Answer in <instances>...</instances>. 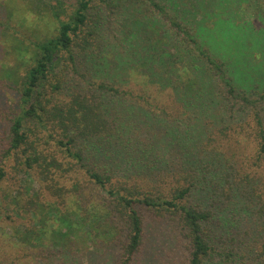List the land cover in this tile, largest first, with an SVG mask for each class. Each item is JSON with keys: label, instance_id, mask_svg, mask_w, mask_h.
<instances>
[{"label": "trees", "instance_id": "1", "mask_svg": "<svg viewBox=\"0 0 264 264\" xmlns=\"http://www.w3.org/2000/svg\"><path fill=\"white\" fill-rule=\"evenodd\" d=\"M75 1V9L68 20H58L57 34L37 43L32 51L33 65L26 70L21 83L22 115L17 116L11 127V150L24 147L22 157L25 160L24 166L28 169H32L35 163L42 166V162H46L47 159L42 152L39 157L34 152L40 146L39 135L46 131L50 134L48 140L46 139L47 142L54 140L58 149L63 148L68 157L87 170L91 180L101 187L112 201L110 203L92 201L87 206L79 205L76 211L71 213H64L61 207L63 204L61 206L51 204L53 211L50 218L53 228L70 239L82 235L87 239L96 237L98 240L100 238L109 240L119 237V234L123 233L120 226L124 225L128 235L124 253L119 257L123 264L134 262L146 264L144 253L141 252L145 246V228L149 220L148 214L145 215L142 209L170 220L180 217L179 227L189 250L188 264L225 262L221 258L222 262L216 259L217 255L211 245L213 234L221 237H224V233L229 234L240 247L253 244L254 234H259L258 227H254L262 226L264 230V223H261L260 219H256L255 223L250 212H247L250 206L246 198H237L233 205L229 206L231 211L223 207L227 206L226 204H219L215 200L216 195L212 196L213 191L210 188H213L212 185H217L219 174H212L211 180L199 183L197 190L201 186L209 185L207 190H202L199 194L200 199L206 201V204L202 203L205 208H197L186 203L189 196L197 193L194 188L196 179L188 175L189 173L186 176L169 173L165 175L168 176L166 182L163 177L160 184L159 178L154 180L150 178L151 173L157 169L168 170L176 161L189 166L199 163L198 150L194 148L197 140L193 135L195 128L192 116L191 120L181 124L167 122L170 117L162 111L163 107L158 110L160 114L149 111L152 109L151 106L155 105L145 97L147 95L137 96L129 86L122 84L123 77H126L132 69L136 63L134 58L137 56L141 60L137 59L140 69L145 71L149 79V68L156 67L159 63L164 64L161 50L157 47L163 45L162 39L150 47L146 39L142 40L141 33L134 34L133 40L138 43V55L132 52L136 43L133 41L130 44V39L127 41V35L131 33V25H134L136 20H141L134 10L139 4L142 6L143 3L148 4L146 12L166 14L164 5L157 0H99L107 8L117 9V30L109 42L106 40L108 37L101 31L102 23L90 17L95 0ZM199 1L204 9L207 5L211 7L214 3L220 2V0ZM259 14L264 18L263 8L257 9L256 15ZM178 21L175 17L171 18V24L180 33L183 45L193 46V49L197 50L196 56L194 51H188L193 55L185 52L193 58L191 65L200 70L201 67H196V62L200 64V61L204 60L203 63L208 71L215 72L212 83L214 81L216 83H213L209 91L212 94L211 99L224 94L227 99H234L253 109L251 116L252 119L254 118L255 127H251V131L259 141V157L257 156L255 161L257 164L254 163L253 166L260 167L264 160V120L259 108L260 103L262 102V105L264 103V93L256 100L255 95L250 93V89L248 90L254 80L250 73L254 72L257 66L246 61L248 48L243 40L245 37L238 38L231 24L228 23L223 32H227L225 37L232 35L234 48L227 47L229 44L223 47L219 41L221 36L215 37L213 41L211 32L204 31L205 34L201 33L202 36L195 37L191 29ZM261 34L262 32L248 33L247 38L253 40V46L260 44L261 47L264 34L262 40L256 41ZM207 40L209 43L212 40L214 46L226 48L224 53L227 54L224 56L226 60L217 58L211 52L212 47L207 46L208 50L202 48V44H206ZM115 41L118 43H114ZM141 41L143 42L140 46ZM180 70H183L184 75L182 101L186 106L195 105L198 110L207 112L202 109L206 106L204 93L196 90L198 78L187 67ZM163 76L165 75L161 77ZM218 78L226 88L220 85ZM152 79L154 80L153 76ZM129 82L130 80L127 84ZM218 83L221 88L220 93ZM174 100L178 105L177 98ZM218 105L215 104V107ZM216 110H213L212 114H215ZM25 119L35 121L37 127V130H32L30 133L33 134L32 142L25 132ZM135 127L140 130H138L139 136L134 132ZM160 127L163 128V132L156 133L155 130ZM209 138L211 139L209 142H215L212 136ZM202 143L201 140L200 144ZM56 161H53L51 166L62 169V164ZM70 166L68 169L70 171L76 167L72 164ZM3 176L4 173L0 169V180ZM168 181L173 184L172 189L166 186ZM182 181L188 182L189 185H182ZM73 187L76 189L75 185ZM50 189L54 190L55 196H60L64 201L69 194L75 197L70 188L61 186L54 189L50 186ZM206 193L204 197L203 194ZM238 193L235 197L239 196ZM206 223L211 229L205 225ZM259 251L258 262L264 264V250ZM233 255L234 253H223L220 257L228 260L233 258Z\"/></svg>", "mask_w": 264, "mask_h": 264}, {"label": "rangeland", "instance_id": "2", "mask_svg": "<svg viewBox=\"0 0 264 264\" xmlns=\"http://www.w3.org/2000/svg\"><path fill=\"white\" fill-rule=\"evenodd\" d=\"M157 1L164 5L166 14L146 12L148 4L143 3L146 7L139 4V8L134 10L141 20H136L134 25H131V33L127 35V41L130 39L131 44L134 41V34L141 33L142 40L146 39L150 47H153L152 44L162 39L163 45L157 47L161 50L164 64L159 63L156 67H150L149 79L145 71L140 69L137 56L134 58L136 63L129 70V73L133 72L131 78L128 73L121 82L129 86L137 96L147 95L145 97L155 105L151 106L152 109H148L149 111L158 113L163 107L162 111L170 117L167 122L181 124L191 120L192 116L195 128L193 135L197 140L194 148L198 150L199 163L189 166L176 161L168 170L157 169L151 173L150 178L153 180L159 178L160 184L163 177L166 182L168 176L165 175L169 173L185 176L189 173L188 175L196 179L197 186L195 185L194 188L197 193L189 196L186 203L197 208H205L203 204H206V201L203 199V202L199 194L200 191L207 190L209 185L201 186L197 190L199 183L211 180L212 174H219L217 185L210 184L213 187L210 188L213 191L212 196L216 195L215 200L219 204H226L227 206L223 207L231 211L229 206L233 205L237 198H246L250 206L247 212H250L255 223L256 219L264 223V160L260 167L255 166L257 156L259 157V141L251 131V127H255L254 118L252 119L253 109L234 99H227L224 94L211 99L212 94L209 91L213 83H216L215 81L212 83L215 72L208 71L203 63L204 60L200 61V64L196 62V67L200 66V70L191 65L193 58L185 52L194 51L196 56L197 50L195 51L193 46L185 47L181 41L182 37L179 36L180 33L171 24V18L175 17L178 22L191 29L195 37L202 36L201 33L205 34L204 31H210L213 41L215 37L221 36L219 39L221 45L225 47L229 44L227 47H232L234 46L232 35L225 37L227 32H223L230 23L238 38L245 37L243 40L248 48L246 61L257 66V69L250 73L254 80L248 87L257 100L264 93V42L261 43V47L260 44L253 46V40L247 38V34L262 32L256 41L263 39L264 18L261 14L256 15V11L260 8L264 9V0H220L211 7L207 5L206 9L200 6L199 0ZM75 3V0H0V169L4 173L0 180V264H123L119 257L124 253L128 235L124 225L120 226L123 233L116 239L109 240H101V238L98 240L96 237L88 240L82 235L70 239L53 228L50 218L53 211L51 204H60V206L63 204L61 207L64 213H71L76 211L79 205L87 206L92 201L96 203L112 201V198L91 180L87 170L68 157L63 148L58 149L54 140L47 142L50 134L46 131L39 135L41 140L37 143L40 146L34 152L38 157L42 152L47 159L46 162H42V166L35 163L32 169H28L24 166L25 160L22 157L24 147L11 150V127L17 116L22 115L21 83L26 70L33 65L32 51L37 43L57 34L58 20L67 21L75 9ZM92 7L90 17L102 23H100L101 31L110 42V38L117 30V9H109L99 0H95ZM150 8L153 10L152 7ZM213 41L210 40L209 43L207 40L206 44H202V48L208 50L207 46L212 47L211 52L217 58L226 60L224 57L227 55L224 54L226 48L214 46ZM134 43L136 44L132 52L138 55V43L137 41ZM136 67L137 69H134ZM186 67L199 80L196 90L204 93L206 106L202 109L207 112L198 110L195 105L186 106L181 99L184 91V75L183 70L180 69ZM162 75L165 76L161 77ZM219 80L221 81L220 78L217 81ZM219 83L224 87L225 84ZM174 98H177L178 105ZM215 104L219 105L215 107ZM263 107L264 103L262 105L261 102L259 109L264 120ZM213 110H216L215 114H212ZM24 126L32 142L33 134L30 133L32 130H37L35 121L25 119ZM138 127L134 128L137 136H139ZM162 129V127L157 128L155 132L161 133ZM211 136L215 142H209ZM201 140L202 144H200ZM54 159L62 164V169L51 166ZM70 164L76 166L73 171L68 170ZM181 184L189 185L188 182L183 181ZM50 186L54 189L61 186L70 188L75 197L69 194L64 201L60 196H55ZM166 186L172 189L173 184L168 181ZM236 193L239 196L235 197ZM205 195L207 193L203 194L204 197ZM141 211L145 215L148 214L149 220L145 228L146 247L144 246L145 249L143 247L141 252L144 253L146 264H188L189 250L179 227L180 217L170 220L155 216L143 209ZM205 225L210 228L208 223ZM257 227L259 234H254L253 244L245 247H240L229 234L224 233V237L213 234L211 245L217 255L216 259L221 262V259L225 260L221 264H260L258 252L264 250L262 248L264 230L262 226L254 228ZM56 232L57 236H55ZM223 253H234V257L227 260L220 257ZM210 260L211 258L208 262Z\"/></svg>", "mask_w": 264, "mask_h": 264}]
</instances>
